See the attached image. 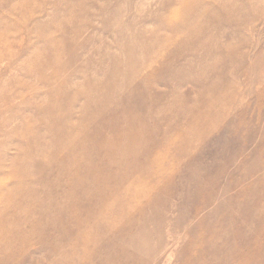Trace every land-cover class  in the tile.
<instances>
[{
  "label": "rangeland",
  "instance_id": "374dc122",
  "mask_svg": "<svg viewBox=\"0 0 264 264\" xmlns=\"http://www.w3.org/2000/svg\"><path fill=\"white\" fill-rule=\"evenodd\" d=\"M193 3L0 0V264H264V0Z\"/></svg>",
  "mask_w": 264,
  "mask_h": 264
},
{
  "label": "bare ground",
  "instance_id": "6f19581e",
  "mask_svg": "<svg viewBox=\"0 0 264 264\" xmlns=\"http://www.w3.org/2000/svg\"><path fill=\"white\" fill-rule=\"evenodd\" d=\"M204 0H194V7L189 9V13L195 11L196 9L199 10L202 7V2ZM204 7H202L203 9ZM168 24V23H167ZM52 116V120L54 121L55 119V114H58L57 111H52L51 112ZM128 113V112H127ZM131 120L133 121L134 119H138V117L131 113ZM52 121V122H53ZM51 122V123H52ZM63 126H64V130L62 131V128L59 130V132H61L60 134L62 135L63 138L66 139L67 143L70 145V148H61L57 151V154L55 155L54 159H50V161L55 163V170L56 173L58 174V172L64 171L66 169L67 172H69V180H73L75 178V174H74V169L69 165L66 164V162L64 161V159L68 158L70 155V153L73 154H77L80 155L83 163H86L87 169L85 170V172H89L92 171V163L89 161L88 156L85 154L87 151L86 146H89L86 144L85 139L82 137H79L76 135V133L73 132L74 129L69 128V126H67L66 121H63ZM244 123V122H243ZM52 127V125H51ZM34 138V135L31 136V139ZM135 144H138V140L136 138H132L130 144H126L124 145L125 148L123 147L121 150H123L121 152V154H123V156H120V162L125 164V161H131L133 162V159H137V155H136V147ZM30 148L32 147V144H30L29 146ZM90 147V146H89ZM91 148V147H90ZM52 154H50L51 156ZM27 155H23L22 157H20L21 159H18L19 163H21L22 167L24 168V171L21 173V175L23 177H26L28 179L29 177V181L31 183H34V179L32 178V176H29V173L34 172V170L36 172H40L39 167L37 166L36 162H37V158L36 157H26ZM46 158H47V154H46ZM48 159V158H47ZM48 161V162H50ZM80 167V166H79ZM81 169V168H80ZM73 170V172H72ZM16 175H18L17 172H15ZM54 174V173H53ZM123 176H122V180H123ZM81 182H79L80 185ZM77 185V184H76ZM74 189L77 190V187L74 186ZM116 189V188H115ZM117 191L112 194L111 196H105V194H102V192L104 191L103 187H98L96 190V193H84L82 196L87 197V198H93L95 196H99L101 202L104 200H106V205H101V207L99 209L102 210H109V209H113L111 202L109 201L110 198L112 197H120L121 196V191L116 189ZM114 195V196H113ZM71 197H78L76 196H72V191H71ZM136 200V197H133ZM23 203L25 204V208H24V213L26 214L25 217L26 219L29 218V215L34 214V211L36 209V203L35 201L29 196V195H25L22 198ZM75 207V211H79V206L76 204L74 205ZM27 208V209H26ZM79 208V209H78ZM122 209H119L116 214L114 215V220L116 222V227L120 226V224L123 222H129L131 221L132 217H130V214L128 212V209H125L126 207H121ZM68 209V208H67ZM81 213L84 214V216L86 215L87 219L90 218V215H92L93 213H95L96 208H93L92 211L83 208L81 209ZM100 211V212H101ZM99 212V213H100ZM14 216V215H13ZM5 219V214L4 212L0 211V241L4 240V242H8L9 244H13L18 240V232L19 229L17 227H13V226H9L5 223L4 221ZM37 223V222H36ZM35 223V224H36ZM44 225V224H43ZM33 226V225H32ZM38 232V230H36L34 228V234L36 235ZM85 240V238H84Z\"/></svg>",
  "mask_w": 264,
  "mask_h": 264
}]
</instances>
